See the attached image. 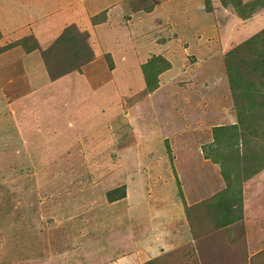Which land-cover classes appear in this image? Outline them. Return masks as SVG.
Returning <instances> with one entry per match:
<instances>
[{"label": "rangeland", "instance_id": "rangeland-1", "mask_svg": "<svg viewBox=\"0 0 264 264\" xmlns=\"http://www.w3.org/2000/svg\"><path fill=\"white\" fill-rule=\"evenodd\" d=\"M89 1L79 0L78 7L81 19L90 18L88 30L67 25L88 33L92 58L79 69L53 80L39 55V69L31 74L25 68L22 82L19 67L8 75L0 61V264H212L217 243L200 236L215 232L213 210L203 203L188 206L177 171L169 192L183 198L193 240L178 243L174 237L167 250L157 249L158 228L134 227L130 207L109 202L107 192L123 186L120 158L134 191L130 201L137 202L141 186L148 185L143 167L157 162L166 176L175 159L181 164L184 149L194 155L192 164L196 146L213 138V126L237 122L226 56L240 48L237 62L251 58L242 46L264 30V8L239 11L222 0H97L92 15ZM154 55L171 67L147 93L141 68ZM82 74L89 86L83 96L94 95V107L77 106L78 93L70 91ZM144 126L159 134L160 140L158 134L145 139L153 153L119 151ZM162 133L172 140L170 151Z\"/></svg>", "mask_w": 264, "mask_h": 264}, {"label": "crops", "instance_id": "crops-1", "mask_svg": "<svg viewBox=\"0 0 264 264\" xmlns=\"http://www.w3.org/2000/svg\"><path fill=\"white\" fill-rule=\"evenodd\" d=\"M96 1L97 0L89 1L91 4L90 8L93 11L91 12L92 15L99 10V8H97L98 6L95 5ZM80 2L79 0H0V31L3 35L2 38H0V45L5 46L10 43L11 40L14 41L34 34L40 48L45 49L62 33L69 23L77 22L82 30H88V27L91 25L90 18H80L78 9ZM94 27H98L100 30L106 29L104 28V24H98ZM95 32L97 34V31ZM15 35H17L16 38H14ZM98 36L99 40H105L104 35L100 36L99 34ZM105 42L106 41L103 43L105 44ZM39 55V50L27 53L22 46H15L0 53V61L2 62L1 67H6L8 75L10 71L12 72L16 67H19L18 74L19 77H22V82H24L27 79L25 68L29 66L31 68V74L35 71V67L37 70L39 69V65H36L37 63L34 61V58H38ZM39 57H41V55ZM128 68L131 70L135 68V65L129 66ZM137 71L138 70H136V72ZM35 75H37V71ZM66 77L67 76L59 80H64ZM83 78L87 81L86 74H82L78 80L79 83H76V86L73 85L70 91L73 90L78 93V97L75 95L78 98L75 101L77 106L80 105V107H85L86 104H89V106L91 105L94 107L96 106V104L94 105V99L91 100L94 95L90 96L91 98L86 95L85 97L83 96L85 93H89V86L87 82H83ZM13 81L15 80L12 78V82ZM18 81L19 84L22 83L20 80ZM121 83H124L123 79ZM123 85L124 84H122V86ZM15 86H17V84L10 87V94L8 96H11V93L17 90ZM106 87L111 88L112 86L107 85ZM81 92L83 93L80 94ZM107 95H112L111 91H109ZM101 101L103 102V100ZM85 117L86 120L87 118L88 120H94L93 118H95V116L93 117L92 115H87ZM234 122L230 125L235 124ZM216 126H213V128ZM152 130V126H144L142 131L133 135V142L129 145H124L119 151L122 152L129 148L136 147L140 150V153L146 151L152 154L154 149L146 145L145 141V139L150 141L152 135L158 134L156 130V132ZM161 138L165 141L166 146L171 148L170 146L173 145L171 142L172 140L170 141L168 136L165 137L164 133H162ZM209 138H211L208 141L210 144L213 141L212 135L209 136ZM157 139L160 140L159 134ZM205 144L207 143H201L196 146L198 147L196 150V154L198 155L196 160L193 158L194 161L192 164H189V158L193 154H191L189 150L187 151V149H184L180 157L181 164L175 159V163L172 167L168 168L166 176L163 174L162 169L156 164L157 162H154V165L148 164L143 167L148 185L144 184L141 186L145 187L144 190H140L142 195L139 193V197H142L139 201L133 203L130 201V197L134 191L131 188L130 181H128L127 169L124 168V163L120 158L119 180L120 183L126 187V197L117 200V202H124L130 207L129 214L136 218V225L134 227H140V230H144L145 228L159 229L156 238L159 240L157 241V249L160 251L175 246H171L174 237L178 243H190L191 240H193L190 224L187 220L188 216H186L184 206L179 202V200L183 198L179 199L178 195L170 194L169 192V188L174 185L171 173L177 171V178L183 189L182 197H184V201L188 206L203 203L208 209V202L206 201L226 188V181L221 173V167L211 160L206 159L204 156L203 147ZM23 147L27 149L28 145L23 142ZM184 153H188V155L186 154L187 156H183L185 155ZM183 163L186 164V166H182ZM138 169L139 167H135V171L138 172ZM186 176L187 178H185ZM187 179L188 181L186 182ZM168 184H170V187ZM181 202L183 201L181 200ZM232 212L233 218L236 219L234 223L215 228V232L211 235L207 234V237L200 236V238L202 237L201 239L207 238L209 240L210 238L217 243V246L212 245V247L215 246V249L212 250L215 251V254L210 256L209 262L212 264H220L219 261L221 260L222 262L224 261L225 264H264V169L243 183L241 206L235 204L234 211ZM126 214L127 213H125V216ZM138 216H140L139 222ZM216 222L217 221H215V225L217 224ZM203 225L206 226L205 223H203ZM194 240V242L197 241L196 239ZM225 260H227V262Z\"/></svg>", "mask_w": 264, "mask_h": 264}, {"label": "trees", "instance_id": "trees-1", "mask_svg": "<svg viewBox=\"0 0 264 264\" xmlns=\"http://www.w3.org/2000/svg\"><path fill=\"white\" fill-rule=\"evenodd\" d=\"M222 3L225 6L233 5L239 11L247 6L264 8V0L249 3H243L242 0H222ZM87 37V32L80 31L73 24L64 28L48 48H40L37 38L31 34L7 46L0 45V53L14 46H22L27 53L39 50L50 78L55 80L91 60ZM243 47L251 51L250 59L244 58L237 62L240 48L232 49L226 56V70L235 101L237 122L214 127L213 141L203 147L205 158L221 167L226 181V188L207 201V210H213L211 213L217 221L216 228L236 221L232 211L235 204L241 206L243 183L264 169V144H261L264 133L262 136L259 134L261 129L264 132V30L247 40L242 49ZM109 62L113 68L111 59ZM170 67V62L161 55L152 56L142 65L147 93L159 87V76ZM167 147L170 151L169 146ZM125 197V186L107 192L109 202ZM155 263L156 260H151L144 264Z\"/></svg>", "mask_w": 264, "mask_h": 264}]
</instances>
